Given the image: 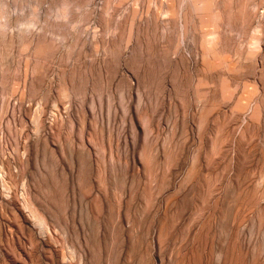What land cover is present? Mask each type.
Listing matches in <instances>:
<instances>
[{
  "label": "rangeland",
  "instance_id": "rangeland-1",
  "mask_svg": "<svg viewBox=\"0 0 264 264\" xmlns=\"http://www.w3.org/2000/svg\"><path fill=\"white\" fill-rule=\"evenodd\" d=\"M0 264H264V0H0Z\"/></svg>",
  "mask_w": 264,
  "mask_h": 264
}]
</instances>
